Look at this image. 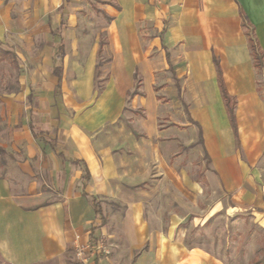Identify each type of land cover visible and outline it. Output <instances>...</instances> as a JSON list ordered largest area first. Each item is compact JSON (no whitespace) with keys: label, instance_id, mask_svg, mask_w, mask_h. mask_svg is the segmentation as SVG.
Wrapping results in <instances>:
<instances>
[{"label":"crops","instance_id":"crops-1","mask_svg":"<svg viewBox=\"0 0 264 264\" xmlns=\"http://www.w3.org/2000/svg\"><path fill=\"white\" fill-rule=\"evenodd\" d=\"M101 8L108 19L107 38L98 42L77 71V89L85 99L92 91L94 77L107 75L101 92H95V105L103 109L100 117L112 120L125 116L131 119L134 131L114 137L112 147L95 145L84 128L86 117H79L70 126L65 149H59L56 135L46 132L42 121L35 123L27 118L20 128L14 127L11 135L22 151H11L17 160L8 158L4 165L7 173L0 174V259L5 264H58L71 253L78 264H222L202 247L185 244L177 229H151L141 203L130 205L124 217L117 209L106 216L100 199L127 204L121 187L143 191L154 168L160 180L166 177L159 171L163 166L154 165L153 160V147L169 137V127L155 128L152 121L163 104L179 110L182 107V112L176 114L182 115L180 121L176 118L177 124L197 128L196 139L189 146L200 145L207 157L205 176L217 175L227 189L241 183V164L253 163L264 151V89L259 82L264 77L253 65L243 14L264 52V0H113L104 1ZM36 9L43 14L47 28L50 82L60 89L67 56L65 42L73 30L74 14L63 0H40ZM10 12L0 0V41L14 35ZM61 39L64 55L59 60L55 51ZM213 57L225 88L236 100L239 147L235 145ZM99 60L102 63L96 69ZM59 63L62 69L57 77L53 69ZM135 74L139 93L129 97ZM187 85L192 88L193 104L186 97ZM126 104L129 110L124 109ZM21 113V109L16 112L13 125L20 122ZM196 123L203 144L197 143ZM145 142L152 148L143 150ZM229 150L234 154L230 158ZM125 158L135 161L125 162ZM50 159L62 160L61 169L72 176L74 184L60 192L38 187L36 170L50 172L46 164ZM164 165L169 171V162ZM10 170H16L17 175ZM27 175L29 181L20 184L21 176ZM92 197L100 202L105 217L100 226ZM91 235L111 241L113 254L90 256L86 262L76 259L75 244L85 243Z\"/></svg>","mask_w":264,"mask_h":264},{"label":"rangeland","instance_id":"rangeland-1","mask_svg":"<svg viewBox=\"0 0 264 264\" xmlns=\"http://www.w3.org/2000/svg\"><path fill=\"white\" fill-rule=\"evenodd\" d=\"M38 1L4 0L10 7L15 30L14 35L8 36V41H0V146L4 147V152H0L1 175L7 173L4 165L8 158L17 160L11 151L19 154L22 151L14 143L11 131L14 127L20 128L27 118L35 123L42 121V128L56 135L59 149H65L70 126L75 125L79 117H86L84 128L95 145L100 143L112 147L114 137H123L134 131L131 119L125 116L112 120L100 117L103 109L95 105V92H101L107 75L94 77L92 91L85 99L79 95L75 81L98 42L106 41L108 19L104 17L101 5L104 1L112 3L113 0H63L74 16L73 30L65 42L67 56L60 89L50 82L45 44L47 28L43 14L36 9ZM259 82L264 89L263 79L260 78ZM191 90L187 85L185 93L189 102ZM158 107L152 119L153 125L155 128L169 127L166 130L169 137L158 147H153L156 152L153 160L154 165L160 163L163 166L159 171L165 173L166 177L160 180L154 168L143 191L121 187V196L127 204L100 199L106 216L109 211L117 209L124 217L130 205L138 202L151 229H177L178 237L185 244L202 247L222 264H264V151L256 155L253 163L241 164V183L227 189L217 175L208 173L211 178L205 176L209 167L207 157L203 155L200 145L189 146L196 139L197 128L177 124L176 118L180 121L182 115L176 114L182 112V107L181 110L169 104ZM89 108L93 110L87 117ZM20 109V122L13 125L16 112ZM124 109L129 110V104ZM22 117H25L24 120ZM150 147V143L145 142L141 148L146 150ZM228 155L229 158L234 156L231 150ZM240 156L244 158L243 154ZM131 160L135 161L134 158L124 159L125 162ZM60 161H46L52 170L50 172L42 168L36 170L38 187L60 192L67 185L74 184L72 176H67V171L61 169ZM167 162L170 164L169 171L164 170ZM10 171L17 173L16 170ZM28 181V175L21 176L20 184ZM98 237L107 244V256H111V241L107 242L104 236L92 235L89 240L94 241ZM65 263L78 264L71 253L58 264ZM0 264L5 263L0 259Z\"/></svg>","mask_w":264,"mask_h":264},{"label":"trees","instance_id":"trees-1","mask_svg":"<svg viewBox=\"0 0 264 264\" xmlns=\"http://www.w3.org/2000/svg\"><path fill=\"white\" fill-rule=\"evenodd\" d=\"M243 26H245V33L247 35V40H248V45L250 48V53L252 56V60H253V65L257 70V73L261 76L264 77V52L260 49V47L258 46V43L256 41V38L254 36L253 33V28L252 25L247 22L246 17L243 14ZM54 34H57L56 30H53ZM62 39H61V43L58 46V49L55 51V57L59 60L62 59L64 52H63V44H62ZM100 51V48H99ZM214 63L216 65L217 68V80H218V85H219V89L221 92V96L223 99V102L225 104V108H226V112L229 118V122H230V126L232 128L233 134H234V138H235V145L237 147H239V138H238V133H237V125H236V119H235V113H234V108H235V103L236 100L233 96H231L227 89L225 88V84L224 81L222 79L221 76V71L219 68V64L218 61L215 57H213ZM102 63V60H99L96 64V69H98V66ZM61 69L62 66L61 64H57L54 69H53V73L57 76L60 77L61 74ZM139 87V81L136 79V74H135V83H134V89L128 93V96H133L134 94H138V88ZM261 87L258 85L257 90L260 91ZM180 92V91H179ZM180 94V93H179ZM197 124V123H196ZM198 126V138H197V143H201L203 144V138H202V132H201V128L200 126L197 124ZM33 126L31 125V130H33ZM34 132V130H33ZM45 141V139H43ZM0 152H4L3 148L0 147ZM206 153V152H205ZM139 187H143V185H139ZM91 203L94 209V213H95V219L97 220V226H100L102 224L105 223V217L103 215V211H102V207L99 201L96 200L95 197L91 198ZM95 226L92 227V229Z\"/></svg>","mask_w":264,"mask_h":264},{"label":"built area","instance_id":"built-area-1","mask_svg":"<svg viewBox=\"0 0 264 264\" xmlns=\"http://www.w3.org/2000/svg\"><path fill=\"white\" fill-rule=\"evenodd\" d=\"M74 250L76 259L82 262H86L90 256L98 258L106 257L109 252L107 244H105L101 237H98L94 241L87 240L85 243L77 242Z\"/></svg>","mask_w":264,"mask_h":264}]
</instances>
